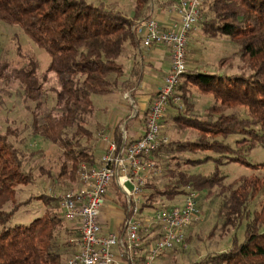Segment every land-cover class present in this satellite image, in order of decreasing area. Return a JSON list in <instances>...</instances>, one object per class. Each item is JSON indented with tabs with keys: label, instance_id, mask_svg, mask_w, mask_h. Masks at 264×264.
I'll return each instance as SVG.
<instances>
[{
	"label": "trees",
	"instance_id": "1",
	"mask_svg": "<svg viewBox=\"0 0 264 264\" xmlns=\"http://www.w3.org/2000/svg\"><path fill=\"white\" fill-rule=\"evenodd\" d=\"M148 1L134 0L133 14L127 17L100 2L86 0H0V21L19 27L48 55L45 71L56 78L53 106L42 110L44 93L36 61L30 56L16 68L0 63V79L17 81L21 100L33 104L26 107L32 133L61 149L58 182L73 180L80 164L89 169L96 163L98 138L87 126V117L94 111L92 99L116 88L123 74L122 65L117 62L123 45L138 43L130 31L131 19L146 16ZM198 24L206 37L225 36L238 47L241 72L217 74L186 68L176 87L182 111L171 104L168 109L174 110V123L195 130L197 135L192 140L160 142L152 158L157 163L168 155L174 159V153L209 151L214 155L185 158L183 162L195 165L211 160L214 168L208 174L167 169L164 175L172 181L161 188L146 181L144 188L149 191L142 198L139 211L167 206L160 202L182 195L185 189L196 193L205 190L207 195L220 199L216 216L222 226L237 225L242 220L245 223L241 240L233 237L227 249L204 255L199 264H264V163L252 164L246 159L251 149L264 145V0H204ZM138 78L123 82L121 91L134 85ZM190 87L213 100L205 108V119L186 114L185 97ZM237 108H243L245 115H239ZM6 134L0 133V264H65L66 257L76 250L75 243H68L67 239L71 241L78 232L73 222L64 219L58 203L59 212L45 209L27 224L6 225L27 202L14 200L16 188L31 182L29 173L23 170L20 152ZM229 135L239 138L230 144L224 141ZM111 137L119 144L117 124ZM223 163L260 168L261 173L239 175L223 184L217 169ZM257 195L262 196L259 208L249 214L246 202ZM39 198L45 203L56 199ZM157 202L160 205L156 206ZM62 224L72 227V231L61 230ZM62 234L65 237L61 238Z\"/></svg>",
	"mask_w": 264,
	"mask_h": 264
},
{
	"label": "rangeland",
	"instance_id": "2",
	"mask_svg": "<svg viewBox=\"0 0 264 264\" xmlns=\"http://www.w3.org/2000/svg\"><path fill=\"white\" fill-rule=\"evenodd\" d=\"M86 1L100 2L105 7L119 11L127 17L133 14L134 0ZM150 1L155 4L161 0H149L148 2ZM148 2L145 6L148 5ZM162 5L163 2L160 3V6ZM141 17L144 16L132 18L131 23ZM187 39L186 68H196L217 74L241 72L238 47L225 36L206 37L197 23L188 33ZM30 56L37 63L36 73L42 83L44 102L41 109L49 110L54 102L52 88L57 87V85L55 75L45 71L48 55L23 34L19 27L0 21V63L5 62L9 68H16L23 65ZM121 90L119 87L108 95L93 96L94 111L87 117V126L93 136H96L99 130L108 129L107 126L114 124L117 117L123 118L122 123L126 122L124 128L127 135L131 134L133 129L139 128L143 122L144 112L136 113L138 115H136L135 120L127 118L126 114L132 111V106L125 97V92ZM140 95H144V93ZM132 99L135 102L134 108L139 109L137 98L133 96ZM185 100L186 114L200 119H205V108L213 102L211 96L200 93L194 87H190ZM179 103V109L182 111L183 105L180 100ZM32 105L31 102L21 100V90L17 81L0 79V133L6 134L7 131H12V133L6 134V139L20 152L23 170L29 173L31 179L29 184L19 185L16 188L14 200H26L27 202L11 215L6 223L7 226L16 223L27 224L40 216L45 209L58 211L56 199L45 203L44 199L39 198V196L54 197L59 193L73 191L80 185L77 176L73 180L66 179L63 182H58L56 175L63 159L61 149L43 137L32 133L31 117L28 108H26L32 107ZM173 111V109H168L160 122V136L163 141L194 139L197 135L195 130L180 127L172 121ZM236 111L241 116L245 115L243 108H237ZM236 138H239V135H229L224 141L232 144ZM206 155L214 154L209 151L196 150L174 153V159L170 155L165 156L163 160L160 159L159 162L155 163L160 172L150 180L157 188H161L162 185L172 181L169 175H164L167 169L180 170L186 174H208L214 168V163L211 160L195 165L183 162L185 158H203ZM99 156V151L96 149L95 158L98 159ZM246 159L252 164L264 163V145L251 149ZM217 169L219 174L223 176V184L231 182L239 175L261 173L260 168L253 169L237 163H223L217 166ZM147 189L144 188L145 195L149 191V188ZM261 199L262 196L257 195L246 202L245 208L249 214L259 208ZM219 200L218 196L207 195L205 190L197 192L196 201L200 214L198 220L191 224L185 232V245L181 248L173 247L159 252L155 256L153 264H199L204 255L209 256L227 249L233 237L238 241L241 240L245 220L237 225L222 226L220 219L216 216ZM181 201L182 195L177 194L171 199L162 200L160 204L178 206ZM160 204L157 202L156 206ZM143 214L146 216V213ZM60 228L61 230L69 229L65 224H62ZM69 231H72V227ZM77 236L78 233H74L72 242L70 241L71 238L67 239V242L75 243ZM60 237L63 238L65 235L62 234ZM74 251L75 248L70 254Z\"/></svg>",
	"mask_w": 264,
	"mask_h": 264
},
{
	"label": "built area",
	"instance_id": "3",
	"mask_svg": "<svg viewBox=\"0 0 264 264\" xmlns=\"http://www.w3.org/2000/svg\"><path fill=\"white\" fill-rule=\"evenodd\" d=\"M203 2L174 0L161 8L167 21L149 13L131 23L140 50L158 45L167 48L168 68L145 110L143 132L129 138L124 125L118 123L120 140L116 144L99 130L96 136L103 147L96 165L87 169L80 164L79 187L54 195L64 219L73 222L79 234L77 248L65 264H153L159 252L185 245V232L200 214L195 191L185 189L178 206L140 212L139 205L145 195L144 183L160 172L152 152L163 141L160 122L168 106L180 107L176 87L186 70L187 35L200 19ZM152 4L148 2L147 7L151 9ZM128 95L125 93L127 99ZM111 185L122 196L124 215L117 232L103 233L98 219Z\"/></svg>",
	"mask_w": 264,
	"mask_h": 264
},
{
	"label": "crops",
	"instance_id": "4",
	"mask_svg": "<svg viewBox=\"0 0 264 264\" xmlns=\"http://www.w3.org/2000/svg\"><path fill=\"white\" fill-rule=\"evenodd\" d=\"M173 1L174 0H161L158 3L156 2L155 4H152L151 9L150 7L147 8L145 14L147 15L151 13L160 21L165 22L169 19V17L166 15V13L163 12L161 8L162 6L167 5ZM162 2L163 5L160 6V3ZM137 44L138 46L136 45L133 46L131 44L124 43L123 51L117 58V62L122 65L123 74L122 77L119 79L116 88L119 89L120 87L122 89L124 85L123 82L125 83L130 82L133 81L134 78L139 77L138 81L134 85H132L127 90L123 91L126 94H129L128 101L132 106V111L126 114L127 118L130 120H135L136 115L145 112L150 98L155 93L157 87L160 85L162 76L165 74L168 68L167 48L158 45V46H153L149 49L140 50L139 43ZM142 93H144V95H140ZM133 96L137 98L136 100L138 101L139 109L134 108L135 102L132 99ZM122 119L121 117H117V121L114 124H111V126H107L108 129L106 128L105 131L103 130L105 134L111 136V132L115 124L118 125V123H121L125 126L126 122L122 123ZM142 132H143V122L141 123L139 128L133 129L131 131V134L127 135L126 133V135L129 138H134L139 136ZM102 147H103V143L99 141L95 143V151L97 149L99 151V154L102 152ZM123 215H124V202L122 196L116 190L115 186L111 185L108 188L107 193L105 194L104 202L98 219L101 231L103 233L117 232ZM78 238H76V242H75L76 248H77Z\"/></svg>",
	"mask_w": 264,
	"mask_h": 264
}]
</instances>
